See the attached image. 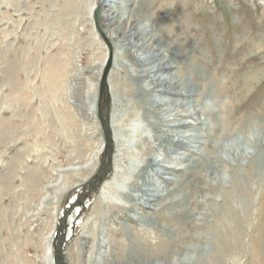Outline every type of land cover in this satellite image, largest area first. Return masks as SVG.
Segmentation results:
<instances>
[{
	"label": "rangeland",
	"instance_id": "1",
	"mask_svg": "<svg viewBox=\"0 0 264 264\" xmlns=\"http://www.w3.org/2000/svg\"><path fill=\"white\" fill-rule=\"evenodd\" d=\"M136 7L144 15L132 30L165 32L164 53L176 56L158 75L182 77V92H196L172 98L186 106L164 117L146 102L129 113L125 95L113 92L110 117L129 153L121 159L116 148L111 185L90 195L67 264H173L175 252L196 256L179 264H264V129L251 135L254 121L264 128V0H0V264H51L61 191L94 175L104 150L91 106L100 75L109 64V83L123 92L126 76L142 69L120 38ZM118 13L124 24L114 39L118 19L107 27L103 16ZM137 34L136 43L145 36ZM148 78L135 81L138 100L147 91L170 99L148 90ZM136 160L134 187L121 195ZM206 179L217 181L206 188ZM146 188L158 196L146 202ZM142 228L148 240L140 242Z\"/></svg>",
	"mask_w": 264,
	"mask_h": 264
},
{
	"label": "bare ground",
	"instance_id": "2",
	"mask_svg": "<svg viewBox=\"0 0 264 264\" xmlns=\"http://www.w3.org/2000/svg\"><path fill=\"white\" fill-rule=\"evenodd\" d=\"M137 6V5H136ZM132 12H130L126 18H128V22H126V27H130L129 30V34L123 35L121 38V45L122 47H125L126 49H129V51L132 48H135V51H138L137 56L131 55L133 56V59H135L137 62L140 63V67H142L141 70L139 71H134L130 73V76H126L127 79V83L130 82V87L128 88L126 86L125 90L123 92H121V88L119 86V84L117 83L116 85H111L109 83V79L107 78V91L108 94L110 96V101L111 103L116 100L113 92H115V95L117 96V99L121 98L122 95H125V99L123 102V105L126 106V108L128 109V112L130 113L131 111L134 112L136 109L139 110L143 107V103H153L152 104V108L150 109V111H152L153 113L156 111L157 114H159V116H166V114L168 112L173 113L172 116H179L180 114H182V109H184V107L186 106L184 104V102L181 103H173L172 98L175 97H187V96H193L194 92H196V89H191L189 90V92H182V89L185 88V79H183L182 77H177L174 74L169 73L168 76L166 77H160V75H158V73L162 72V71H166L171 69L172 66L169 65V62L172 60H176V56L174 55H165L164 50L166 51L167 48L166 46L163 47V45H161V42H164L167 39V34L165 32H155V34L153 32L148 33V27L147 25H141V28L138 29V32H135L132 30V25L134 27L135 22L138 21L139 17L142 15H144V12H141L142 9L139 7L136 8H132L131 9ZM121 18V14L118 13L116 15H110V14H106L103 16V20L106 23L107 27H111L110 25H112V23H114L115 21H117L118 19V26L116 28L113 29V33L111 34L112 38L114 39H118V34L120 31V27L122 24H124L123 18ZM132 22H134L132 24ZM131 23V25H130ZM174 28V26L172 25L171 27H169L170 31ZM125 32V31H124ZM137 33H142L145 36L140 38L139 41L136 43L134 41V35H138ZM153 33V34H152ZM140 35V34H139ZM162 40V41H160ZM166 48V49H165ZM128 52V51H127ZM167 52V51H166ZM130 55V54H129ZM171 56V57H170ZM115 63L118 65L117 67L120 68V71H123L125 68V64H121V57L117 56L115 58ZM149 65V66H148ZM119 68H117V72L115 74H119ZM150 76V79L148 78ZM108 77V76H107ZM146 79L147 83L146 86L148 88V90L150 89H155V90H159V91H155V92H160V94H164L167 95L168 97H170V99H161V100H152L150 95V92L147 91V95L143 96V98L141 100H138L135 95H137L138 93V86L136 85L135 81H144L142 79ZM215 83V82H214ZM136 85V86H135ZM220 86V85H219ZM157 87H161V89H157ZM221 89V88H220ZM219 89V90H220ZM97 91V90H96ZM153 91V90H152ZM222 91V89H221ZM91 92V91H89ZM229 93V92H228ZM91 94V93H90ZM92 95V94H91ZM222 96V94L220 95V97ZM86 98V97H85ZM114 98V99H113ZM214 98H217L214 95ZM98 99V98H97ZM142 101V102H140ZM95 102L96 101V96L95 94H93L91 96V106L95 107ZM227 102V101H226ZM110 103V105H111ZM173 103V107H171V104ZM226 106H228V103L225 104ZM234 105V104H233ZM225 106V107H226ZM178 114V115H177ZM112 115L110 117V110H109V116H108V123L110 126V131H111V139H112V149H111V160H110V171L114 169V167L116 166V148L119 150L120 155H121V159H124V157L126 158L129 150H128V145L125 143L124 139L121 138V135H118V133L114 130V124H113V120H112ZM111 121V123H110ZM101 125V124H100ZM182 124H177V126H181ZM175 126V125H174ZM172 126V127H174ZM102 127V126H101ZM264 128L260 125V121H254V128L253 131L251 132V135L255 136L256 134H260V131H262ZM103 130V129H102ZM125 131V129H124ZM120 134V133H119ZM256 135V136H257ZM104 136V135H103ZM144 140H148V139H144ZM152 140H154V138H152ZM113 141H114V145H115V152L113 151ZM178 141V140H177ZM264 141V140H263ZM105 143V142H104ZM174 144V142H172ZM150 143L148 142V147H149ZM238 143L234 142L233 143H228L226 144V147L223 149V151L226 153L227 150H233L237 147ZM104 150H109L108 148H106L105 144L103 146ZM101 155V154H100ZM234 156V154H232ZM101 159V158H100ZM120 159V158H119ZM232 160H234V157H232ZM153 166L155 167H159V165L157 164H153ZM140 167L139 162L136 160L134 165H133V171H129L127 176L125 178L122 179L121 185H120V189H118V191L121 193V195H129L128 190H132L135 184V178L137 175V169ZM199 179V177H201L202 175H199L197 173L196 175ZM86 177V176H85ZM81 178L78 182L76 183H72V185H68L65 188L62 189L61 194L65 193L68 189L74 187L77 184H82L87 178ZM236 179L238 180L237 184L238 186L242 185V183L239 181L238 176L235 174ZM106 179V178H105ZM105 179L101 182V184L99 185L98 189L99 192L102 191L104 189H107L111 183H106L107 181H105ZM221 179H228V177L226 176V174L222 173L221 174ZM217 180H211V179H206L205 180V187L208 188L209 185L213 186L211 183H215ZM144 184H149V185H153L154 183L152 182V180H146L144 182ZM129 187V189L127 188ZM97 189V190H98ZM156 189H160L159 187L154 188V190ZM145 196L146 199L145 201L147 202L148 200H154L156 193L149 188L145 189ZM180 196V195H179ZM222 202L227 203L228 208L231 207V201L227 198H224L222 200ZM139 220H141V218H138ZM135 235L138 237L137 240L141 239L140 242L142 240H148L147 235H146V229L142 228L140 231H138L137 233H135ZM92 238H95V233H92ZM95 244V243H93ZM94 246H91L90 248H93ZM137 247V246H136ZM142 250H144L142 248V246L139 244V248L137 251V258L140 259V256L142 255H146V253H143ZM196 248H192V252H195ZM178 254V252H175ZM177 254H175L176 256H174L175 258H172L173 264H179L181 262V260H183V258L185 260H187L186 262L192 261L196 259V256L191 253V255L194 256V258L191 255H183L182 257H177ZM49 260L50 263L52 264V251L50 250V246H49ZM164 257V256H159ZM158 258V257H157ZM92 259V256L90 254V258L89 260ZM127 259V258H126ZM151 259V257L149 258ZM88 260V261H89ZM152 262V261H151ZM90 263V262H88ZM165 260L156 262V263H149V261H143L140 262L139 264H164ZM129 264H131L129 262ZM189 264V263H187Z\"/></svg>",
	"mask_w": 264,
	"mask_h": 264
},
{
	"label": "water",
	"instance_id": "3",
	"mask_svg": "<svg viewBox=\"0 0 264 264\" xmlns=\"http://www.w3.org/2000/svg\"><path fill=\"white\" fill-rule=\"evenodd\" d=\"M109 64L105 67L100 75V82L98 87V104L97 113L100 120V124L103 129L104 144L109 150H104L101 159V165L98 167L96 173L88 180H85L82 184H77L72 188L81 187L83 188V194L79 195L78 199L73 204L82 205L84 199L91 193H95L101 184V182L110 173V160H111V149H112V139L111 131L108 123L109 109H110V96L107 91V74L109 72ZM105 158V161L103 160ZM69 190V189H68ZM65 208V206H64ZM61 225H57L55 229V234L53 236L52 245V264H67L66 255L64 251L65 246V235L57 240L58 233L60 232ZM56 235V236H55Z\"/></svg>",
	"mask_w": 264,
	"mask_h": 264
},
{
	"label": "flooded vegetation",
	"instance_id": "4",
	"mask_svg": "<svg viewBox=\"0 0 264 264\" xmlns=\"http://www.w3.org/2000/svg\"><path fill=\"white\" fill-rule=\"evenodd\" d=\"M82 194V190L75 189L68 192L62 200L59 213H58V225H61L60 232L58 233V238H62L65 235L66 247L71 239L75 237V231L78 224L79 217L82 214L83 208L86 203H88L89 198L84 200L82 205L73 204L78 199L79 195ZM91 199L89 201L90 205ZM65 206V208H64ZM85 213V212H84ZM56 236V235H55ZM77 236V235H76ZM73 237V238H72Z\"/></svg>",
	"mask_w": 264,
	"mask_h": 264
}]
</instances>
